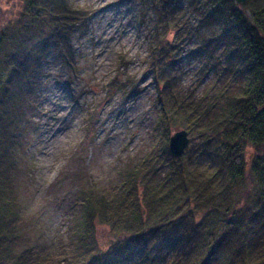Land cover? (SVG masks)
Masks as SVG:
<instances>
[{
    "label": "trees",
    "instance_id": "16d2710c",
    "mask_svg": "<svg viewBox=\"0 0 264 264\" xmlns=\"http://www.w3.org/2000/svg\"><path fill=\"white\" fill-rule=\"evenodd\" d=\"M141 2L153 21L147 64L163 140L106 186L76 174L69 237L82 249L78 264L105 254L91 253L100 227L119 263L264 264V0ZM90 17L70 0H0V264H41L16 174L27 141L25 91L53 46L75 66L73 37ZM187 57L198 64L189 88L178 74ZM211 73L214 83L201 88ZM181 129L191 143L176 156L168 142Z\"/></svg>",
    "mask_w": 264,
    "mask_h": 264
},
{
    "label": "rangeland",
    "instance_id": "374dc122",
    "mask_svg": "<svg viewBox=\"0 0 264 264\" xmlns=\"http://www.w3.org/2000/svg\"><path fill=\"white\" fill-rule=\"evenodd\" d=\"M70 1L91 17L73 37L75 66L68 67L53 46L26 87L27 141L16 171L30 246L41 264H78L82 249L69 237L79 208L76 174L106 186L123 164L143 156L164 135L147 64L153 21L142 17L141 0ZM197 68L195 60L181 61L183 87L192 86ZM214 77L211 73L201 88ZM108 236L107 227L98 229L91 253L105 254L95 264H160L151 256L119 263Z\"/></svg>",
    "mask_w": 264,
    "mask_h": 264
},
{
    "label": "water",
    "instance_id": "95a60500",
    "mask_svg": "<svg viewBox=\"0 0 264 264\" xmlns=\"http://www.w3.org/2000/svg\"><path fill=\"white\" fill-rule=\"evenodd\" d=\"M237 3H245L246 0H233ZM191 139L189 133L184 130L175 131L169 138L168 146L170 151L176 155H182L190 146Z\"/></svg>",
    "mask_w": 264,
    "mask_h": 264
}]
</instances>
